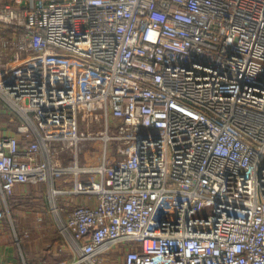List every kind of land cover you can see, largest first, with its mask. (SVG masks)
I'll return each instance as SVG.
<instances>
[{
  "label": "built area",
  "instance_id": "obj_1",
  "mask_svg": "<svg viewBox=\"0 0 264 264\" xmlns=\"http://www.w3.org/2000/svg\"><path fill=\"white\" fill-rule=\"evenodd\" d=\"M0 46V221L44 183L65 264H264V0H0Z\"/></svg>",
  "mask_w": 264,
  "mask_h": 264
},
{
  "label": "crops",
  "instance_id": "obj_2",
  "mask_svg": "<svg viewBox=\"0 0 264 264\" xmlns=\"http://www.w3.org/2000/svg\"><path fill=\"white\" fill-rule=\"evenodd\" d=\"M13 0H1L2 4ZM2 48L0 46V52ZM3 61L14 54L13 49L1 52ZM19 124L6 112L0 101V125L5 134H14ZM76 202L94 205V198L61 196L58 204L64 218ZM4 218L0 221V264H65L71 257L64 239L58 233L50 213L47 185H18L2 203ZM128 246H117L102 253V264H124Z\"/></svg>",
  "mask_w": 264,
  "mask_h": 264
},
{
  "label": "rangeland",
  "instance_id": "obj_3",
  "mask_svg": "<svg viewBox=\"0 0 264 264\" xmlns=\"http://www.w3.org/2000/svg\"><path fill=\"white\" fill-rule=\"evenodd\" d=\"M6 108V107H5ZM7 109V108H6ZM8 110V109H7ZM12 117H14V115L11 114ZM82 126V125H81ZM54 225V224H53Z\"/></svg>",
  "mask_w": 264,
  "mask_h": 264
}]
</instances>
